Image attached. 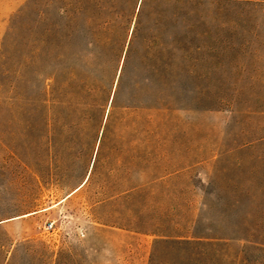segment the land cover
Returning a JSON list of instances; mask_svg holds the SVG:
<instances>
[{
	"label": "rangeland",
	"instance_id": "1",
	"mask_svg": "<svg viewBox=\"0 0 264 264\" xmlns=\"http://www.w3.org/2000/svg\"><path fill=\"white\" fill-rule=\"evenodd\" d=\"M173 213L264 264V0H0V264H150Z\"/></svg>",
	"mask_w": 264,
	"mask_h": 264
},
{
	"label": "trees",
	"instance_id": "2",
	"mask_svg": "<svg viewBox=\"0 0 264 264\" xmlns=\"http://www.w3.org/2000/svg\"><path fill=\"white\" fill-rule=\"evenodd\" d=\"M227 207V205H226ZM173 206L172 210L175 211ZM186 214L173 213L166 219V227L157 225L152 231L159 235L154 246V254L150 264H199L207 262L205 257L209 251H217L226 242L236 238L235 234L225 233L219 227H211V231H202L193 226L187 228ZM223 228V227H222ZM224 230V229H223ZM248 240V239H247ZM264 245V242H262ZM165 251L166 256L162 258Z\"/></svg>",
	"mask_w": 264,
	"mask_h": 264
},
{
	"label": "built area",
	"instance_id": "3",
	"mask_svg": "<svg viewBox=\"0 0 264 264\" xmlns=\"http://www.w3.org/2000/svg\"><path fill=\"white\" fill-rule=\"evenodd\" d=\"M53 228V224L50 223L48 226H47V229H52Z\"/></svg>",
	"mask_w": 264,
	"mask_h": 264
}]
</instances>
